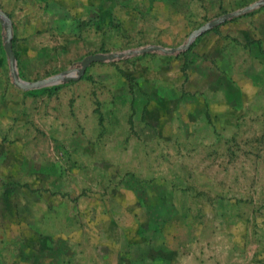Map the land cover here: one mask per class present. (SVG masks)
Instances as JSON below:
<instances>
[{
	"label": "rangeland",
	"instance_id": "1",
	"mask_svg": "<svg viewBox=\"0 0 264 264\" xmlns=\"http://www.w3.org/2000/svg\"><path fill=\"white\" fill-rule=\"evenodd\" d=\"M54 1L0 0L23 80L177 47L258 0H68L63 33ZM255 12L194 40L211 65L148 53L31 93L13 84L0 24V264H264V60L241 42L264 40Z\"/></svg>",
	"mask_w": 264,
	"mask_h": 264
},
{
	"label": "water",
	"instance_id": "2",
	"mask_svg": "<svg viewBox=\"0 0 264 264\" xmlns=\"http://www.w3.org/2000/svg\"><path fill=\"white\" fill-rule=\"evenodd\" d=\"M262 6H264V0H258L241 9L234 10L232 12L225 13L219 17L213 18L208 22H206L205 24L201 25L198 29L191 32L188 39L183 44L177 47L169 48L161 45H146L140 48L127 49L120 52L93 53L85 56L80 61L77 67L62 71L57 75L37 81H26L19 76L17 69V61L12 48V36H13L12 22L9 16L1 8H0V24L2 25L4 30L3 48L8 57L9 72L13 84L16 87L23 90H32V89H39L47 86L59 85L63 83H68L70 81L79 80L82 78L86 69L93 63L114 62L148 53H159L164 55H170V54H178L184 52L185 50L189 49L192 43L194 42V40L204 32H207L215 28L216 26L222 24L227 20H231L235 17L247 14Z\"/></svg>",
	"mask_w": 264,
	"mask_h": 264
},
{
	"label": "crops",
	"instance_id": "3",
	"mask_svg": "<svg viewBox=\"0 0 264 264\" xmlns=\"http://www.w3.org/2000/svg\"><path fill=\"white\" fill-rule=\"evenodd\" d=\"M98 5L100 2H98L97 4V1L96 0H88V5ZM53 6L52 8L54 9L55 13L56 14V17L60 19V21H56V27L59 29V32L60 33H63V32H70V29L72 27H74L75 25L72 24V16L71 14L69 13L70 10H73V4H70V2L68 0H55L54 2L51 3ZM264 7V6H262ZM1 8V7H0ZM261 8V7H260ZM259 9V8H258ZM257 10V9H256ZM5 12V11H4ZM251 12H255L254 11H251ZM6 13V12H5ZM250 13V12H249ZM254 13L252 14H244V15H241L239 17H237V19H231V20H227L225 22H223L222 24L216 26L215 28L207 31V32H204L203 34L200 35V38L197 40H201L204 36L208 35V34H213V35H216L219 28L223 25H225L226 23L228 22H231V21H234V20H238V19H241L243 17H249V16H253ZM7 14V13H6ZM8 15V14H7ZM9 16V15H8ZM62 16V17H61ZM11 16H9L10 18ZM63 18V19H62ZM90 19V18H89ZM88 19V21H89ZM11 20V19H10ZM91 20V19H90ZM12 22V20H11ZM55 23V22H54ZM79 25V24H78ZM12 31H13V36H12V48H13V52L14 54L16 53L15 57H16V61L17 63L19 62L20 60V57H19V50L16 48V40H15V31H14V25H13V22H12ZM249 34V35H248ZM218 36V35H216ZM246 38H243L242 39V43H243V46H245V48L247 49V53H250L251 57L254 58V59H263L264 60V40H263V37L261 38L259 35L257 36H251V33H247L246 34ZM199 37V36H198ZM220 37V36H219ZM195 45V44H194ZM197 45V44H196ZM195 45V46H196ZM190 47L189 49L185 50L184 52H181V53H178V54H174V55H178V56H181L179 58H176L178 59V63L181 64V65H184L188 62V60L192 61L193 63V67H204L206 64L208 65H211V62H208V60H205V57H206V53L208 52L203 46H196V47ZM242 46V48H243ZM241 48V49H242ZM4 49V48H3ZM244 49V48H243ZM5 51V50H4ZM213 53L211 54V57L214 55L215 58H219L221 57L222 55H224V50L223 48H220V47H216L214 46V48H212L211 50ZM227 53V52H226ZM6 54V53H5ZM186 54V55H185ZM163 55L162 57H170V55H164V54H161ZM7 56V55H6ZM209 57V56H208ZM160 58V57H158ZM157 58V59H158ZM154 59V58H153ZM162 58L158 59L160 61H162V65L163 67H165L167 65V60H161ZM7 62H8V57H7ZM94 64V63H93ZM18 65V64H17ZM92 65V64H91ZM9 67V65H8ZM89 68V67H88ZM87 68V69H88ZM86 69V70H87ZM191 70V69H189ZM192 72V71H191ZM193 74H196L195 72H192ZM153 77V76H152ZM150 77V78H152ZM150 81V80H149ZM71 82V81H70ZM144 82H148V79H144ZM141 83H143L141 81ZM140 85V84H139ZM141 86V85H140ZM18 88V87H17ZM147 88V86H146ZM145 87L142 89H140V92L142 93L141 97H144L146 98V104H147V107L150 105L151 102H149V97L148 96H145ZM20 89V88H19ZM23 90V89H22ZM25 91V90H24ZM26 92V91H25ZM144 94V95H143ZM153 105V104H152ZM136 107V106H135Z\"/></svg>",
	"mask_w": 264,
	"mask_h": 264
},
{
	"label": "trees",
	"instance_id": "4",
	"mask_svg": "<svg viewBox=\"0 0 264 264\" xmlns=\"http://www.w3.org/2000/svg\"><path fill=\"white\" fill-rule=\"evenodd\" d=\"M252 13H254V12H250V13H248L247 15H249V14H252ZM193 45H191V47H192ZM263 52H264V50H263ZM15 55H16V53H15ZM16 57H17V55H16ZM34 91H36V90H29V91H27L28 93H31V92H34Z\"/></svg>",
	"mask_w": 264,
	"mask_h": 264
}]
</instances>
